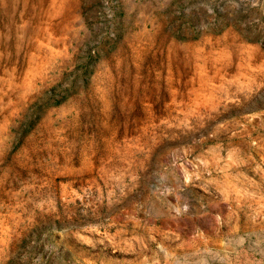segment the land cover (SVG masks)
I'll use <instances>...</instances> for the list:
<instances>
[{"label":"rangeland","instance_id":"obj_1","mask_svg":"<svg viewBox=\"0 0 264 264\" xmlns=\"http://www.w3.org/2000/svg\"><path fill=\"white\" fill-rule=\"evenodd\" d=\"M0 264H264V0H0Z\"/></svg>","mask_w":264,"mask_h":264}]
</instances>
